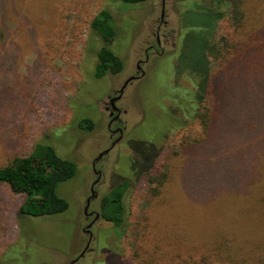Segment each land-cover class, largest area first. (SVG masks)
<instances>
[{
  "label": "rangeland",
  "instance_id": "374dc122",
  "mask_svg": "<svg viewBox=\"0 0 264 264\" xmlns=\"http://www.w3.org/2000/svg\"><path fill=\"white\" fill-rule=\"evenodd\" d=\"M195 4L210 6L211 0H165L163 52L149 50L146 59L162 0H0V166L45 139L77 166L72 178L56 185L68 207L52 216H19L25 195L0 184V264H264V131H251L252 138L250 131H238L244 109L233 103L237 92L203 141L196 121L181 125L178 118L186 116L173 114L184 101L191 105L193 90L187 74L176 72L177 57L182 52L202 59L201 41L184 35L197 24L192 17L199 14L189 10ZM102 8L111 12L117 32L109 42L90 32ZM241 9L238 26L229 15L219 20L217 38L242 42L264 26V0H242ZM181 18L192 21L182 27ZM103 44L122 59L123 70L95 78V53ZM139 60L144 75L116 103L125 111L124 129L112 144L104 105L135 74ZM211 61L218 70L219 60ZM81 118L93 128L79 127ZM149 144L162 147L159 183L133 177L141 164L136 150ZM109 147L95 163L101 175L94 182L92 162ZM123 178L132 181L122 225L98 217L85 250L91 185L96 197L88 210L99 212L101 198Z\"/></svg>",
  "mask_w": 264,
  "mask_h": 264
},
{
  "label": "trees",
  "instance_id": "16d2710c",
  "mask_svg": "<svg viewBox=\"0 0 264 264\" xmlns=\"http://www.w3.org/2000/svg\"><path fill=\"white\" fill-rule=\"evenodd\" d=\"M120 1L136 5L146 0ZM241 1L211 0L210 6L195 4L189 9L194 12L192 15H199L192 17H197V24L193 22L188 30L185 27L184 35L186 40L191 37L200 40L203 53L202 59L182 52L177 57L176 72L187 74L192 80L193 90L191 105L184 101L182 109L177 106L173 114L182 113L186 116L178 118L181 125L196 121L201 129V139L198 138L201 141L205 140L211 131H215V125L220 121V112L224 111L227 100H233L236 92L238 98L233 103H241V108L244 109L243 122L238 131H250L249 135L251 131H264V26L252 31L242 42H230L223 36L216 37L217 23L225 15L231 17L233 25L240 24L243 15ZM191 21L180 19L182 27ZM182 27L179 23V31ZM90 30L92 37L98 36L108 42L114 39L117 32L112 14L107 8L100 9L93 16ZM179 34L180 32L176 39ZM3 36L0 29V41ZM95 55L97 59L92 66L95 78L117 74L123 70L122 59L108 44L98 47ZM212 58L219 60L218 70H212ZM78 125L86 130L93 128V123L88 118H81ZM45 141L46 139L35 142L28 155L14 156L8 164L0 166V184H6L14 194H24L26 197L18 208V215L52 216L68 207V202L56 193L55 188L58 183L75 175L76 163L60 157ZM262 142L264 143V139ZM161 149V146L149 144L148 147L136 150L137 161L141 164L134 172L135 179L141 177L151 183L161 181L163 173L156 164ZM146 151H149V154ZM144 159L147 162H143ZM252 163L254 160L249 161V166ZM262 163L264 165V158ZM131 181L130 178H123L101 198V216L116 227H120L124 219L123 197L126 189L131 186Z\"/></svg>",
  "mask_w": 264,
  "mask_h": 264
},
{
  "label": "flooded vegetation",
  "instance_id": "af4514ba",
  "mask_svg": "<svg viewBox=\"0 0 264 264\" xmlns=\"http://www.w3.org/2000/svg\"><path fill=\"white\" fill-rule=\"evenodd\" d=\"M164 2H165V0H162V5H161L162 9H161L160 20H159L160 24L158 25L157 31H156V42H155V44L148 45V47L145 49V57H146V59L149 56V53H148L149 50H154L158 55L162 54V52H163L162 41L160 40V27H161V25H166L167 24V21L164 19ZM165 36H168V34L167 33H163V37H165ZM140 62H141V60H139L136 63L137 70H136L134 75H131V76H134L135 78L130 80L128 82V84L130 82H132L133 80H137V79L141 78L144 75V73L142 74V72H144V70L139 65ZM119 89L114 91L112 93V95L109 96L107 104L104 105V108H105V110L108 111V115L110 117L109 118V122H108L109 131L111 133V136L115 135V137L113 138V141L111 142L112 144L116 143L117 140H119L122 137L123 129H124V127L122 126V123H121L120 114H121V112H125V111H123L122 109H120V107H118L116 105V103L122 98V96L119 99L115 100L113 103L110 100L111 98H113V97H115L116 95L119 94ZM122 95H123V93H122ZM111 111H112V115H110ZM112 123H115V125L111 127ZM109 148H111V147H109ZM93 170H94L95 173H97V179L94 181V182H96L99 179V176L101 175V173H100V170H97V169H93ZM90 190H91V188H90ZM95 197H96V194H95V196L90 194V196L87 197V199H90L89 203ZM87 199H86L85 205L87 203ZM88 207H89V205H88ZM85 215L88 218V223L82 229H83L84 232H86L88 234V241H87V244L85 246V250H87V249H89L90 240L93 237L92 234L90 233V228L95 223L96 219L98 217H102V216H101V210L99 212H97V211H93V210H88V208H87V212H85Z\"/></svg>",
  "mask_w": 264,
  "mask_h": 264
},
{
  "label": "water",
  "instance_id": "95a60500",
  "mask_svg": "<svg viewBox=\"0 0 264 264\" xmlns=\"http://www.w3.org/2000/svg\"><path fill=\"white\" fill-rule=\"evenodd\" d=\"M144 72H142V74H143ZM135 77L134 76H130V77H128L125 81H124V83H123V85L120 87V89H119V94L118 95H116L115 97H113V98H111L110 100H111V102L113 103L115 100H117V99H119L121 96H122V93H123V91H124V88L127 86V84H128V82L130 81V80H132V79H134ZM110 115H112V111L110 112ZM109 149L110 148H107V149H105L104 151H102V152H100L99 154H98V156L94 159V161L92 162V167H93V169H95V163L103 156V154H105V153H107L108 151H109ZM91 195H93V196H95V192H94V189H93V185H91ZM89 200L90 199H87V203H86V205H85V207H84V212H87V208H88V205H89Z\"/></svg>",
  "mask_w": 264,
  "mask_h": 264
}]
</instances>
